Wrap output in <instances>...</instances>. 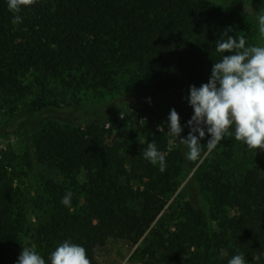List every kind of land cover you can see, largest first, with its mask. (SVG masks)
<instances>
[{
    "label": "trees",
    "instance_id": "obj_1",
    "mask_svg": "<svg viewBox=\"0 0 264 264\" xmlns=\"http://www.w3.org/2000/svg\"><path fill=\"white\" fill-rule=\"evenodd\" d=\"M20 15L22 23L13 24L7 0H0V116L24 118L33 129L36 160L52 162L59 180L32 192L18 156L0 157V264H17L23 246L50 264L51 252L66 239L99 264L95 245L113 236L137 244L168 206L174 224L155 236L143 264H207L217 246L225 251L222 264L237 254L246 264H264V151L255 154L225 137L204 159L200 187L188 182L182 189L189 201L169 204L184 180L187 147H162L161 173L124 121L113 140L106 134L110 118L132 107L117 104L124 90L156 96L199 87L223 55L216 41L225 29L253 45L252 26L204 0H38ZM91 96L97 100L84 101ZM46 110L85 123L43 125L39 115ZM188 118L182 114L180 122ZM206 153L205 145L193 164ZM134 180L144 188H134ZM67 192L71 207L61 203ZM208 204L221 214L218 231Z\"/></svg>",
    "mask_w": 264,
    "mask_h": 264
},
{
    "label": "clouds",
    "instance_id": "obj_2",
    "mask_svg": "<svg viewBox=\"0 0 264 264\" xmlns=\"http://www.w3.org/2000/svg\"><path fill=\"white\" fill-rule=\"evenodd\" d=\"M37 3L38 0H7L8 10L13 13L12 23H22V10ZM257 20L259 35L264 39V12L257 15ZM231 31V27L225 29L216 41V51L223 55L213 63L208 82L189 88L187 100L193 115L187 122V137H181L183 127L175 108L167 119L169 134L187 147L186 158L190 161L200 159L205 145L210 154L225 137L234 136L255 154L264 151V45H249L244 36L229 35ZM206 134L211 138L202 145ZM143 156L158 165L161 173L166 170V158L155 141L147 144ZM71 198L72 193L67 192L61 203L71 207ZM49 259L50 264H92L87 249L67 239L56 246ZM17 264H46V260L34 247L23 246ZM227 264H246V260L243 254H237Z\"/></svg>",
    "mask_w": 264,
    "mask_h": 264
},
{
    "label": "rangeland",
    "instance_id": "obj_3",
    "mask_svg": "<svg viewBox=\"0 0 264 264\" xmlns=\"http://www.w3.org/2000/svg\"><path fill=\"white\" fill-rule=\"evenodd\" d=\"M227 12L234 14L237 19L248 23L254 30L253 45H264V39L259 35L257 15L264 12V0H204ZM245 5L248 11L245 13ZM128 89V88H127ZM126 89V90H127ZM132 88L128 89L131 90ZM124 90V94L119 96L116 101L118 105L122 103H130L132 107L124 105L116 117H111L106 127L108 141L113 140L119 128V123L123 122L126 129L138 135L139 150H145L147 144L155 141L157 149L162 152V147L167 151H173L178 148L180 142L176 137L171 136L168 131L167 119L170 110L175 108L181 117L182 114L188 115V120L193 115V109L189 105L187 97L190 95L188 91L170 90L164 94L152 96L149 90L141 91L134 89L132 91ZM88 97L86 100H97ZM110 96H106L101 102L107 101ZM23 117H5L0 116V157L3 155L15 154L18 156L17 168L27 170L25 184L32 192L40 186L48 182H57L59 173L52 162L39 163L34 155V136L33 129L29 125H24ZM39 119H44L41 123L47 124L50 121H59L65 123L71 120L74 123L84 125L85 118H78L69 115L66 112H56L55 110H46L39 115ZM141 120H144L141 122ZM181 121V119H180ZM188 122V121H187ZM187 122H180L181 126L187 128ZM162 128L160 131L159 129ZM183 128V129H184ZM189 128L185 129L188 135ZM208 136H205L203 142L207 143ZM161 141V143H160ZM205 156L196 164L187 159V163L183 166L184 180L176 195L170 200L171 204L175 199L177 203L185 204L188 200L187 193L182 189L188 182L194 183L195 187H200L201 181L205 178L206 164ZM24 157V159H23ZM25 160L30 162V166L25 164ZM128 168L131 166V158L128 155ZM81 181H84V173L81 175ZM134 188H144V182L134 180L132 182ZM169 207V206H168ZM165 211L155 222L153 227L146 235L137 243L133 244L119 237H110L103 245H95L92 252L99 264H143V255L151 242L161 232V229L172 227L174 221L170 218L171 209ZM206 210L213 213L212 219L215 222V230L221 224V214L210 210V204L206 206ZM212 213H209L211 215ZM232 214V212H231ZM225 256L224 248L217 246L207 259V264H222Z\"/></svg>",
    "mask_w": 264,
    "mask_h": 264
}]
</instances>
